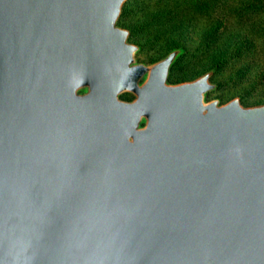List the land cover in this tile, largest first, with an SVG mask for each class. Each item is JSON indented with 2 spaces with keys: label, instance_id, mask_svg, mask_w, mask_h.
Wrapping results in <instances>:
<instances>
[{
  "label": "water",
  "instance_id": "obj_1",
  "mask_svg": "<svg viewBox=\"0 0 264 264\" xmlns=\"http://www.w3.org/2000/svg\"><path fill=\"white\" fill-rule=\"evenodd\" d=\"M127 1L0 0V264H264V104L139 62Z\"/></svg>",
  "mask_w": 264,
  "mask_h": 264
},
{
  "label": "trees",
  "instance_id": "obj_2",
  "mask_svg": "<svg viewBox=\"0 0 264 264\" xmlns=\"http://www.w3.org/2000/svg\"><path fill=\"white\" fill-rule=\"evenodd\" d=\"M119 25L130 31V41L145 39L134 42L153 50V62L184 51L170 83L213 69L211 82L220 76L236 86L264 82V0H128ZM263 103L264 94L253 104Z\"/></svg>",
  "mask_w": 264,
  "mask_h": 264
},
{
  "label": "rangeland",
  "instance_id": "obj_3",
  "mask_svg": "<svg viewBox=\"0 0 264 264\" xmlns=\"http://www.w3.org/2000/svg\"><path fill=\"white\" fill-rule=\"evenodd\" d=\"M143 40H145V39H142V38L137 39L136 38L135 40H132L130 42L137 45V46H140L139 43H136L134 41H140L141 42ZM136 58L141 63L151 64V63H154L153 62L154 52L151 49H142L141 52H139L137 54ZM186 62L187 61L182 60L179 62V65L186 64ZM241 67L242 66H238V68H241ZM172 72L170 71L169 80H168L169 83L172 79H174ZM212 83H214L216 85L221 84V86L218 87L214 92L210 93L207 96V100L218 99V100H220L221 104H225L234 98H240L241 103L245 107L257 106V105H254L253 103H256L257 101H259L260 97L264 94V82L261 84H258L255 87L248 85L247 83L243 84L242 86H236V85H234L233 82L228 81V79L225 76H220L217 78V80L215 82H212ZM172 84H176V83H172ZM123 98H126V97L124 96ZM259 105H261V104H259Z\"/></svg>",
  "mask_w": 264,
  "mask_h": 264
},
{
  "label": "flooded vegetation",
  "instance_id": "obj_4",
  "mask_svg": "<svg viewBox=\"0 0 264 264\" xmlns=\"http://www.w3.org/2000/svg\"><path fill=\"white\" fill-rule=\"evenodd\" d=\"M123 97H122V99L125 100V101H131L132 100V97L129 96V95H125L126 98H123Z\"/></svg>",
  "mask_w": 264,
  "mask_h": 264
}]
</instances>
